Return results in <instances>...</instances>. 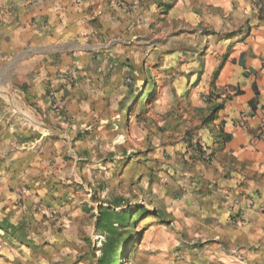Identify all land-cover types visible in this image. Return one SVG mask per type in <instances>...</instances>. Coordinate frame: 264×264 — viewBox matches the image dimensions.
<instances>
[{
  "label": "crops",
  "instance_id": "obj_1",
  "mask_svg": "<svg viewBox=\"0 0 264 264\" xmlns=\"http://www.w3.org/2000/svg\"><path fill=\"white\" fill-rule=\"evenodd\" d=\"M191 1L213 10L228 35L216 54L195 55L187 70L165 74L174 83L159 102L158 122L167 129L162 137L190 135L185 139L211 160L195 153L199 159L184 168L177 216L166 222L174 232L162 228L140 263L264 264V0ZM121 6L122 0H0V193L18 184L17 160L24 161L14 132L20 124H4L9 114L27 115L23 131L33 148L42 137L26 98L49 105L53 89L62 105L57 124L105 121L115 104L132 102L137 65L146 74L167 72L170 65L153 64V54L138 63L135 34H121L132 22ZM62 73L74 81L68 85ZM168 146L177 154L188 144ZM0 214V233L7 235V207Z\"/></svg>",
  "mask_w": 264,
  "mask_h": 264
},
{
  "label": "rangeland",
  "instance_id": "obj_2",
  "mask_svg": "<svg viewBox=\"0 0 264 264\" xmlns=\"http://www.w3.org/2000/svg\"><path fill=\"white\" fill-rule=\"evenodd\" d=\"M122 4L132 22L130 30L129 24L122 25L126 29L121 34H135L138 63L153 54V64L159 59V67L166 63L171 67L146 74L143 65H137L140 81L130 83L132 102L126 107L115 104L105 121L94 117L84 124H57L54 120L61 112L54 111L49 97V105L43 106L26 98L24 107L42 125V137L34 148L31 134L24 133L27 115L9 114L4 124H20L14 132L21 136L17 151L24 161L17 160L18 184L8 194L0 193V206L7 207L9 222L16 226L7 235L0 233V264H96L105 241L96 229L99 209L118 200L122 206L117 211L130 212L135 219L125 234L128 240L120 264H141L158 243L162 228L174 232L166 222L177 216L176 188L183 184L184 168L199 158L190 147L174 154L168 146L186 144L187 134L161 135L167 129L158 122L159 110L174 83L165 74L187 70L193 59L206 53L216 54L228 34L219 29L213 10L191 0H122ZM201 67L204 70L202 60ZM10 153L15 154L11 148ZM186 178L193 183L192 177ZM139 208L146 212L137 216Z\"/></svg>",
  "mask_w": 264,
  "mask_h": 264
},
{
  "label": "trees",
  "instance_id": "obj_3",
  "mask_svg": "<svg viewBox=\"0 0 264 264\" xmlns=\"http://www.w3.org/2000/svg\"><path fill=\"white\" fill-rule=\"evenodd\" d=\"M149 87L152 86L149 85ZM152 91L150 90L149 92L145 93V95L143 96L145 101L148 100L149 95L152 93ZM254 105L255 102L252 101L251 106ZM83 137L84 136H78L79 139ZM186 141L188 147L194 150V152L202 158L201 153L203 152V150H201V146L199 145V143L195 144L192 139ZM121 203L122 202H120V200L114 201L110 204V207H101L99 209L96 221V229L103 236H105V241L102 244L101 255L97 258L96 264H120L122 262L123 244L124 242H126V240H128V237H126L125 234L128 233L127 231H130L128 229L133 228L135 219L133 217V214L130 212L117 211V209L122 206ZM145 212V209L139 208L137 211V216L142 215ZM15 230L16 226L14 225L8 224L6 226L7 233Z\"/></svg>",
  "mask_w": 264,
  "mask_h": 264
},
{
  "label": "built area",
  "instance_id": "obj_4",
  "mask_svg": "<svg viewBox=\"0 0 264 264\" xmlns=\"http://www.w3.org/2000/svg\"><path fill=\"white\" fill-rule=\"evenodd\" d=\"M79 2H80V0H79ZM61 77L64 80V82L67 83L68 85L70 83H72L75 79V77L72 74H68V73H62ZM49 95L51 97V103H52V107H53L54 111L60 113L61 112V104H60V101L57 99L56 92L53 91V89H52ZM201 156H202L204 161H210L211 160V156L207 151H203L201 153ZM236 203H238V202H236ZM252 205H253L252 201L248 202L244 211H248L252 207ZM232 223H235V221H233Z\"/></svg>",
  "mask_w": 264,
  "mask_h": 264
}]
</instances>
